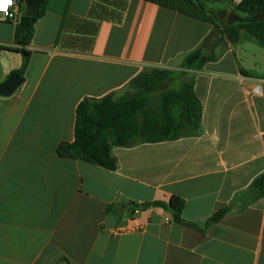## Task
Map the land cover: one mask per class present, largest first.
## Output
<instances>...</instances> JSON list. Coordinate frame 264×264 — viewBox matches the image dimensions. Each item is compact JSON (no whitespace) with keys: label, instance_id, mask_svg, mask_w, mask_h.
Instances as JSON below:
<instances>
[{"label":"crops","instance_id":"crops-1","mask_svg":"<svg viewBox=\"0 0 264 264\" xmlns=\"http://www.w3.org/2000/svg\"><path fill=\"white\" fill-rule=\"evenodd\" d=\"M242 1L211 5L229 13ZM21 16L0 15V83L23 62ZM213 30L151 0H49L25 82L0 96V264H264V196L251 190L264 173V78L248 75L264 73L233 44L181 78L195 77L198 135L114 148L116 170L58 153L82 100L174 71ZM173 196L183 223L153 205Z\"/></svg>","mask_w":264,"mask_h":264},{"label":"trees","instance_id":"trees-1","mask_svg":"<svg viewBox=\"0 0 264 264\" xmlns=\"http://www.w3.org/2000/svg\"><path fill=\"white\" fill-rule=\"evenodd\" d=\"M178 10L192 17L212 23L215 30L196 50L186 55L182 70L199 71L203 66L219 58L213 55L214 46L225 41L224 35L236 44L245 32L250 40L264 46V0H243L234 6V21L219 30L220 23L209 8L218 0H151ZM49 0H22V16L17 29V42L22 46L15 49L21 53L23 62L15 72L24 75L31 52L26 49L34 34L36 22L45 14ZM222 53L224 52L221 51ZM221 53V54H222ZM175 72L154 69L139 75L129 84V90L121 96L109 94L103 98H85L76 110L75 139L62 143L58 153L62 157L83 160L108 170H116L118 162L113 155L117 147H134L144 143L176 140L182 136H196L201 132L202 104L197 97L193 75L185 77L178 86L168 84ZM248 75L263 77L256 73ZM258 198L264 196V173L252 184ZM167 209L174 221L183 223L182 212L185 201L173 196L169 204L153 203ZM109 207L108 209H110ZM230 208L217 211L212 222L220 221Z\"/></svg>","mask_w":264,"mask_h":264},{"label":"rangeland","instance_id":"rangeland-1","mask_svg":"<svg viewBox=\"0 0 264 264\" xmlns=\"http://www.w3.org/2000/svg\"><path fill=\"white\" fill-rule=\"evenodd\" d=\"M208 7L212 8V5L209 4ZM212 9L215 10L214 13L217 16L218 22L220 23L219 30L221 32H224L223 23L227 25L234 21V16L232 15L233 9L230 10L229 13H227V11L225 10L221 11L220 9H215L214 7ZM241 35L242 36L240 41L236 44L231 43L227 36L224 35L225 41L218 45V48L214 51L213 55L219 54L220 50L224 49L227 46V43H231L233 44L232 46H234V48L236 49L238 57L242 61H244L246 65H249L250 68L258 66L257 70L261 73H264V46H261L253 40H250L245 32H243ZM180 65V63H177L174 66L175 75L168 84L169 86H178L181 83V78L183 77V75L192 72V70H182ZM127 92L134 93L135 90H129L128 88L123 94H126Z\"/></svg>","mask_w":264,"mask_h":264},{"label":"water","instance_id":"water-1","mask_svg":"<svg viewBox=\"0 0 264 264\" xmlns=\"http://www.w3.org/2000/svg\"><path fill=\"white\" fill-rule=\"evenodd\" d=\"M25 82V77L16 72L11 73L2 83H0V96H12Z\"/></svg>","mask_w":264,"mask_h":264},{"label":"built area","instance_id":"built-area-1","mask_svg":"<svg viewBox=\"0 0 264 264\" xmlns=\"http://www.w3.org/2000/svg\"><path fill=\"white\" fill-rule=\"evenodd\" d=\"M22 0H13V3L9 5L6 11H0V15L9 21H17V10L20 9V2Z\"/></svg>","mask_w":264,"mask_h":264},{"label":"snow or ice","instance_id":"snow-or-ice-1","mask_svg":"<svg viewBox=\"0 0 264 264\" xmlns=\"http://www.w3.org/2000/svg\"><path fill=\"white\" fill-rule=\"evenodd\" d=\"M12 3V0H0V11H6L7 6Z\"/></svg>","mask_w":264,"mask_h":264},{"label":"clouds","instance_id":"clouds-1","mask_svg":"<svg viewBox=\"0 0 264 264\" xmlns=\"http://www.w3.org/2000/svg\"><path fill=\"white\" fill-rule=\"evenodd\" d=\"M12 3H13V0H12ZM12 3H11V4H12ZM11 4H10V5H11ZM8 7H9V5L7 6V8H8Z\"/></svg>","mask_w":264,"mask_h":264}]
</instances>
